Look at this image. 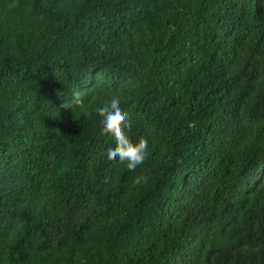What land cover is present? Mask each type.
Masks as SVG:
<instances>
[{
	"label": "trees",
	"instance_id": "trees-1",
	"mask_svg": "<svg viewBox=\"0 0 264 264\" xmlns=\"http://www.w3.org/2000/svg\"><path fill=\"white\" fill-rule=\"evenodd\" d=\"M0 264H264V0H0Z\"/></svg>",
	"mask_w": 264,
	"mask_h": 264
},
{
	"label": "clouds",
	"instance_id": "clouds-1",
	"mask_svg": "<svg viewBox=\"0 0 264 264\" xmlns=\"http://www.w3.org/2000/svg\"><path fill=\"white\" fill-rule=\"evenodd\" d=\"M81 91L72 93V100L66 102L63 107L74 112L84 104ZM121 100L117 95L112 96L110 101H106L103 106L98 107L96 112L103 117V127L101 134L109 136L114 141V146H109L106 151L107 158L111 161H119L126 165L129 171H135L147 159L149 154L148 140L140 137L137 142L130 139L133 122L129 114L120 107ZM146 183L147 177L144 175L134 179V184Z\"/></svg>",
	"mask_w": 264,
	"mask_h": 264
}]
</instances>
